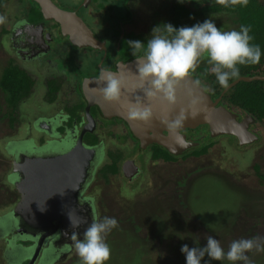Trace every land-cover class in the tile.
Instances as JSON below:
<instances>
[{"label":"rangeland","instance_id":"obj_1","mask_svg":"<svg viewBox=\"0 0 264 264\" xmlns=\"http://www.w3.org/2000/svg\"><path fill=\"white\" fill-rule=\"evenodd\" d=\"M28 1L34 5L33 0ZM52 1L63 10L75 13L88 28V25L93 26L102 34L108 31L105 44L111 57L104 61L107 65L112 61L123 35L132 32L136 34L137 40L147 43L153 29L158 26L156 34L166 35L163 24L169 23L167 15L173 0ZM185 1L194 8L212 0ZM17 3L11 0L0 9V15L7 17V22L0 25V75L8 57L15 56L8 47L7 35L1 30L10 27L15 15H24L25 5L19 2L21 5L18 7ZM85 6H88L89 23L84 16ZM206 19H213L222 31L239 30L235 17L223 11L182 19L180 27H190ZM100 39L103 43V37ZM105 51L103 48L85 46L77 53L63 50L65 55L61 56L62 52L53 49L52 60L42 58L38 63L32 61L31 71L39 77L36 91L30 99L20 104L21 112L17 115L15 125L8 120L11 113L0 89V216L10 213L20 198L15 187L5 179L12 167L7 143L28 137L37 143L43 135L39 131H30L29 122L35 115L48 117L59 112L68 100V87L74 82L69 77L60 98L55 103L47 104L43 100L45 88L42 78L53 71L61 72L59 64H53L56 60L61 62L60 58L67 62L68 70L75 76L94 75L106 58ZM78 60L81 61L79 64L76 63ZM209 64L208 57L203 56L192 72L199 75L197 67ZM250 128L260 136L253 145L240 146L232 138L223 137L213 140L212 147L204 155L182 158L174 164L151 163L148 159L150 150H147L143 161L152 181L148 180L151 184L143 195L139 192L137 196L131 197L129 188L115 179L111 183L108 180L99 182L97 220L114 217L118 221V227L106 237L111 247V257L106 264H186L185 256L180 251L184 244L190 248L203 247L206 238L212 236L220 241L227 252L233 240L264 237V181L259 179L254 170V165H257L259 171L264 173V124L251 120ZM199 130L196 135L203 131ZM137 164L140 165L138 161ZM123 197L131 199L133 205L130 207ZM147 217L149 219L145 221ZM8 236L0 232V264H6L4 250ZM247 255L252 264H264V251L253 249ZM205 261L208 264H231L227 259L209 261L207 256ZM63 264H81L75 248Z\"/></svg>","mask_w":264,"mask_h":264},{"label":"water","instance_id":"obj_2","mask_svg":"<svg viewBox=\"0 0 264 264\" xmlns=\"http://www.w3.org/2000/svg\"><path fill=\"white\" fill-rule=\"evenodd\" d=\"M39 6L45 18L54 20L59 27L60 34L68 38L75 47L103 48L102 42L73 12L63 10L51 0H34ZM23 32L31 34L33 39L29 46L22 45L23 51L29 53L34 46L44 44L49 50L50 43L43 34L41 24L26 23ZM41 41V44H40ZM31 46V47H30ZM17 48V47H16ZM31 48V49H30ZM18 49V48H17ZM19 50V49H18ZM40 52H33L38 55ZM138 58L120 62L116 71L126 77L127 87L122 91L120 102H109L99 92V76L104 69L95 77H84L80 80V88L86 100L85 113L89 121H92L90 108H99L102 116L117 117L125 121L132 133L138 140L141 148L148 144L159 145L172 154H182L199 145L198 142L189 138V130L202 126L208 127L209 138L214 139L220 136H232L237 139L240 146L251 145L260 139L259 135L250 129L251 120L243 117L221 103L223 95L240 81L263 80L264 76H242L231 82L217 97L207 90L203 82L190 75L181 80L175 87V103L169 104L160 99L150 100L141 88L137 72ZM148 85L146 84L145 87ZM140 98L145 105H150L153 117L148 122L129 119L127 109L124 106L127 102H136ZM184 111L186 122L179 130L178 140L176 134L170 132L167 123L176 118ZM83 130L75 145L68 151L50 155H28L20 153L13 160V172L17 175L15 187L20 194V199L14 206L12 213L18 219L19 231L24 234L39 232L42 234L37 243L35 253L29 264H32L37 257L42 239L50 235V232L64 230L76 232L69 215L73 219H81V229L86 230L87 216L83 206L77 203V192L85 182L91 163L95 158V149L85 147L82 139ZM56 226H53V225ZM54 227V228H53Z\"/></svg>","mask_w":264,"mask_h":264},{"label":"flooded vegetation","instance_id":"obj_3","mask_svg":"<svg viewBox=\"0 0 264 264\" xmlns=\"http://www.w3.org/2000/svg\"><path fill=\"white\" fill-rule=\"evenodd\" d=\"M10 1L11 0H9L8 2ZM16 1L18 2V7L21 5V3L22 5H25V12H23L24 15L22 16L15 15V18L12 19L10 27H5L1 30V33L7 35L8 47L9 49H11L15 56L8 57L9 59L7 61L6 66L1 72L0 78L5 68L9 64H12L25 69L33 78H35L36 84L34 86V89L32 90V93H30L27 98L19 102L14 113L12 109L9 108L11 115L13 117L16 116L13 120L9 119L7 116L8 120L12 125H15V122L18 118L17 115L21 112L20 104L26 101L27 99H30L36 91V85L39 77L35 75L33 71H31V62L33 61L34 63H38L42 58L47 61L52 60L54 54H51V52L53 49H58L59 52H62V56L65 55V52H63V50H73L74 53H77L78 50L83 48L73 46L68 38L63 37L60 34L58 24L50 18H45V15L41 20H38L37 22H32L31 8H35V6H38L34 0V5H32L28 0ZM92 1H90V3ZM4 5L0 6V9ZM87 7L88 6H85L84 8L86 12V15L84 16L85 18H87L89 23L90 17L87 15ZM26 23L36 25L41 24L43 26V34L46 36V40H48L50 43L49 50L45 47L44 44H41V41V45L37 47L36 44V46H34L32 50H28L30 51L29 53L21 49L23 47L22 45L29 46V43H31V39H33L31 34L28 35V32L26 33L22 31L25 29L24 26L26 25ZM88 26L89 29L95 34V36L100 41V38L103 37V49L107 50L105 51L107 52V55L100 67L97 69L96 73L87 77L98 76L100 73V69H104L106 71H116L118 65H116L114 57L117 51L114 57H112V61H110L109 64L105 65L104 63L105 60L111 57L110 52L108 51V47L105 44V37H107L109 34L108 31L106 30L102 34L93 26ZM126 35L127 34L123 35L122 37H125ZM85 49L91 52L90 49ZM39 51L43 52H40L38 55H36L35 53ZM33 52L35 53L33 54ZM59 60H61V62L56 60L53 62V64L58 63V69H61V72L58 73L56 71H53L42 78V83L45 88L43 100L47 104L55 103L60 98L62 90L66 86L69 77H71L74 79V82L68 87V100L65 101V104L62 108L59 109V112L48 117H37L35 115V118L31 120V122H29L28 128L30 129V131H39L43 135L39 137L37 143L32 141L31 137L21 139L19 141H9L7 143L6 148L7 153L9 154L8 158L11 162L12 167L11 170L6 174L5 179L9 184L15 187L17 175L13 172V160L16 159L17 155H19L20 153L23 152L28 155L41 156L66 152L75 145L80 133L83 130L91 129V131L85 132L82 139V144L85 147L95 149V158L91 163V167L89 169L88 176L85 182L83 183L81 189H79L77 192V203L83 206V209L87 212V216L85 218L83 217L84 221H86V227L90 226V224L94 220H97L96 211L98 201L96 199V196L99 195V191L101 188L99 182H101L102 180L104 182L108 180V183H111L112 179L118 180L122 185H125L129 188L131 197L137 196L139 192H141V195L145 194L146 189L148 188L149 184H151L150 182H148V180L152 181V177H150L151 175L149 174L150 176H148V173H146V164L143 161L144 154L147 150H150L148 159L151 163L174 164L182 158L187 159L189 157H198L204 155L205 153L200 154L198 156L190 155L188 153L194 149L201 147L204 144L211 142L212 144L210 147H212L213 142L215 140L221 139L223 137L232 138L237 143V139L232 136H220L211 139L209 138L208 127L202 126L199 127L201 131L203 130L200 135H196L200 131L198 128L195 130H189V138L192 141L199 143L197 147H194L182 154L171 153L175 157L174 159L165 158V154L155 157L156 154L154 153L153 146H158L162 149L165 148L155 144H148L145 147L141 148L138 140L132 135L127 123L122 119L117 117L102 116L99 108L96 106H92L90 108L92 121L88 120L85 113V107L87 103L84 99V96L82 95L80 88V80L84 77L78 74L75 76V74L68 70L67 62H65L62 58H60ZM80 62L81 61L78 60L76 63L79 64ZM23 63L28 64L24 65ZM191 73L197 78L199 82H201L199 78L200 76L198 74H195L193 72ZM48 80H58V82L61 84V87L56 93L55 99L52 102L45 100V96H48L49 94L48 89L46 87V81ZM1 92L4 96V92L2 91V89ZM70 120L71 122L69 123ZM247 146L248 145H246L245 147ZM166 150L168 151V149ZM137 161L140 163V165L137 164ZM141 186L143 187L142 189ZM131 189L133 191H131ZM124 200L125 203H130V207L133 205L130 202L131 199L128 200L124 198ZM12 210L10 211V213H6L0 216V232H5L9 234V236L7 237V242L5 243L4 250L6 264H29V261L32 259V256L35 253L37 243L40 240L42 234L40 233V231L35 234L32 232L31 235L24 234L22 233V231H19L18 219L13 216ZM150 218L152 219L151 215ZM148 219L149 218L147 217L145 221H147ZM53 226L56 225L54 224ZM73 233L78 234L79 237L82 239L84 230L81 229V225H79V227L76 228V232H69L66 230H64L63 233L58 231H54V233L50 232L49 236H46L44 239H42L40 251L32 264H63V262L67 260L69 253H71L74 249V242L70 239Z\"/></svg>","mask_w":264,"mask_h":264},{"label":"clouds","instance_id":"obj_4","mask_svg":"<svg viewBox=\"0 0 264 264\" xmlns=\"http://www.w3.org/2000/svg\"><path fill=\"white\" fill-rule=\"evenodd\" d=\"M182 3V0H179ZM225 3V0H219ZM236 3L237 0H231ZM247 3V0H243ZM7 22V17L0 15V25ZM167 35L156 34V27L152 36L144 43L140 40L128 41L132 55L138 57L137 72L139 85L144 95L150 100H163L174 104L175 87L183 79L187 78L196 68L201 57L207 56L209 63L213 65L220 85L227 87L230 79L239 76L238 65L257 64L261 59L259 45L251 43L253 37L249 34L251 29L241 25L240 29L222 31L213 19H206L193 26L175 27L171 23L163 24ZM99 92L109 102H120L122 91L127 87L126 77L122 74L102 71L99 76ZM148 85L145 87V85ZM129 119L148 122L153 117L150 105H145L140 98L135 103L131 101L124 105ZM186 114L182 110L176 118L166 122L171 133L176 134L178 140L179 130L186 122ZM73 227H79L83 222L80 218L73 219L69 215ZM118 227V221L114 217H104L103 220H94L86 228L81 239L73 233L70 239L74 242V248L81 258V264H106L111 257V247L107 243V234ZM255 249L264 251V237L257 236L250 239L233 240L225 252L220 241L212 236L206 238V245L189 247L182 245L180 251L184 254L186 264H208L209 261H223L227 259L231 264L243 262L252 264L247 253Z\"/></svg>","mask_w":264,"mask_h":264},{"label":"trees","instance_id":"obj_5","mask_svg":"<svg viewBox=\"0 0 264 264\" xmlns=\"http://www.w3.org/2000/svg\"><path fill=\"white\" fill-rule=\"evenodd\" d=\"M8 1L9 0H0V6L6 4ZM171 5L167 17L169 23L177 28L180 27L182 19L201 16L207 12L222 11L230 13L235 17L239 29L241 25L250 27L251 31L249 34L253 37L251 43L260 46L262 52L261 59L257 64L238 65L239 76L237 78L242 76H264V2L262 0H247V3H243V0H237L236 3H232L231 0H225V3H220L219 0H212L210 3L199 5L194 8L187 5L185 0H182V3L179 2V0H173ZM43 16L44 14L39 6L31 8L32 22L41 20ZM164 33L167 35L165 31ZM130 40H137L136 34L131 32L121 38L120 45L114 57L116 65L132 58H138L137 56L132 55V50L128 45V41ZM212 67V64L198 66L197 71L199 72L200 81L206 85L207 90L210 93L217 97L222 93L225 87L220 85L217 81L215 74L212 72ZM237 78L230 79L228 85ZM35 84V78H33L25 69L12 64H9L5 68L0 78V88L4 92L5 103L12 109L13 113L19 102L32 93ZM46 87L49 94L48 96H45V100L52 102L55 99L56 93L59 91L61 84L58 80H48L46 81ZM220 102L231 110L240 113L242 116L246 118L250 116V120L264 124L263 80L238 82L223 95ZM15 117L11 115L10 119L13 120ZM70 122L71 120L69 123ZM211 144L212 142L204 144L201 147L190 151L188 154L198 156L206 153ZM153 149L156 154L155 157L165 154V158H175L166 149H162L158 146H153ZM254 170L259 179L264 181V173L259 171L257 165H254Z\"/></svg>","mask_w":264,"mask_h":264}]
</instances>
